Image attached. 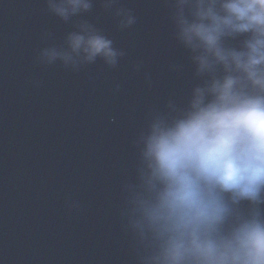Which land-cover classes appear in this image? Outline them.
Returning <instances> with one entry per match:
<instances>
[{
	"label": "water",
	"instance_id": "water-1",
	"mask_svg": "<svg viewBox=\"0 0 264 264\" xmlns=\"http://www.w3.org/2000/svg\"><path fill=\"white\" fill-rule=\"evenodd\" d=\"M122 3L128 29L100 0L86 17L125 51L119 65L72 71L37 56L73 24L45 0H0V264H139L123 214L134 141L153 109L184 101L194 69L166 0Z\"/></svg>",
	"mask_w": 264,
	"mask_h": 264
},
{
	"label": "clouds",
	"instance_id": "clouds-1",
	"mask_svg": "<svg viewBox=\"0 0 264 264\" xmlns=\"http://www.w3.org/2000/svg\"><path fill=\"white\" fill-rule=\"evenodd\" d=\"M96 2L45 0L73 27L39 50L40 64L119 65L125 51L86 18ZM100 2L120 29L137 22L122 0ZM166 3L194 71L184 101L153 109L134 141L123 214L139 264H264V0Z\"/></svg>",
	"mask_w": 264,
	"mask_h": 264
}]
</instances>
